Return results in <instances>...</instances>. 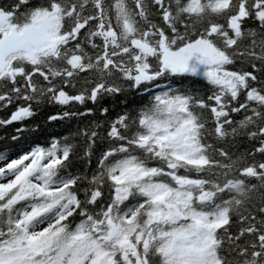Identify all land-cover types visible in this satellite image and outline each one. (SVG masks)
I'll use <instances>...</instances> for the list:
<instances>
[{"label":"snow or ice","instance_id":"snow-or-ice-1","mask_svg":"<svg viewBox=\"0 0 264 264\" xmlns=\"http://www.w3.org/2000/svg\"><path fill=\"white\" fill-rule=\"evenodd\" d=\"M0 264H264V0H0Z\"/></svg>","mask_w":264,"mask_h":264}]
</instances>
